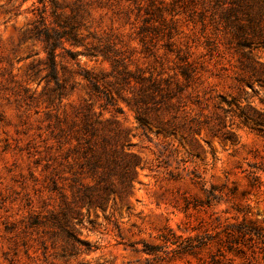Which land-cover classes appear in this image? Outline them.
I'll use <instances>...</instances> for the list:
<instances>
[{"label":"rangeland","instance_id":"obj_1","mask_svg":"<svg viewBox=\"0 0 264 264\" xmlns=\"http://www.w3.org/2000/svg\"><path fill=\"white\" fill-rule=\"evenodd\" d=\"M56 1L82 6L88 46L98 44L95 37L110 40L141 66L152 62L170 75L183 64L178 54L187 58L200 77L196 86L202 108L191 117L202 129L169 135L138 126L127 103L131 94L115 92L113 79L103 76L110 64L102 58L80 56L78 67L59 56L58 77L51 78L43 46L24 37L42 5L38 0H0V264H166L148 262L134 246L157 242L165 227L178 230L185 221V198L205 199L213 186L223 189L215 211L231 216L233 206L250 204V217L264 226V83L251 77L249 67L243 69L250 63L239 58L228 38L221 37L218 50L209 47L200 27L190 22L188 9L157 0L167 20L154 22L148 32V49L160 56L155 62L143 52L138 35L143 19L150 17L145 15L150 0ZM171 41L175 52L167 53ZM253 53L264 66V48ZM85 72L99 77L122 114H115L103 95L91 93ZM87 106L102 113V120L116 115L130 130V151L137 156L133 188L113 195L105 208L75 201L81 184L94 185L75 151ZM247 107L261 125L246 118Z\"/></svg>","mask_w":264,"mask_h":264},{"label":"trees","instance_id":"obj_2","mask_svg":"<svg viewBox=\"0 0 264 264\" xmlns=\"http://www.w3.org/2000/svg\"><path fill=\"white\" fill-rule=\"evenodd\" d=\"M156 1L150 0L145 9V15L150 17L143 19L144 25L138 33L144 47L143 52L150 53L149 57H153L155 62L160 56L157 51H149L151 37H148V32L153 28L154 22L167 20L165 12L158 7ZM38 3L42 5L37 9L38 18L27 27L24 37L43 46L51 78L56 80L58 77L59 56L75 62L78 67L80 56L95 60L102 58L110 64V71L104 72L103 76L105 79H113L111 85L115 92L119 95L126 92L131 94L127 103L136 113L138 126H153L157 129V134L169 135L176 134L178 129L189 131L190 135L202 129L201 122L191 117L197 108H202L201 99H198L200 90L196 86L200 77L187 58L178 54L183 64L174 75L167 74L164 68L158 70L152 62L143 67L138 63L140 60L134 61L132 56H125L110 40L95 37L98 44L88 46L82 34L85 24L81 5L69 8L56 0H38ZM97 4L103 7L102 2ZM179 4L188 9L190 22L195 28L200 27L201 35L209 47L218 50L221 37L226 36L228 44L239 58L250 63L249 66L242 64L243 69L249 67L251 77L264 83V66L256 63L253 53L256 48H264V0L171 2L174 7ZM138 6L139 11L144 8L141 3ZM147 23L152 26H147ZM78 47H84V50H73ZM174 48L175 43L172 41L166 44L167 53L175 52ZM59 50L62 52L58 53ZM82 75L90 82L93 95H103L107 105L114 108L115 114L123 113L117 107L111 92L102 90L98 76L89 72ZM56 84L57 89L61 90L59 81ZM225 103L230 106L229 102ZM86 109L75 134V151L82 155V165L87 168L88 177L94 185L81 184L75 201L78 205L105 208L113 195L122 196L133 188L137 156L130 151V130L116 120V115L102 120V113L96 115L91 106ZM247 110V119H253L257 125L263 123L249 114L251 108L247 107L243 113ZM221 124L225 127L223 122ZM222 191L223 189L213 186L205 199L185 198V221L178 226V230L165 227L155 237L157 242L143 240L142 247L134 246L133 251L145 255L148 262L156 263L262 264L264 226L250 217V204L233 206L235 214L231 216H225L228 211H223V214L215 211V206L223 201ZM202 213L201 217L197 216ZM193 217H196V223L193 222Z\"/></svg>","mask_w":264,"mask_h":264}]
</instances>
